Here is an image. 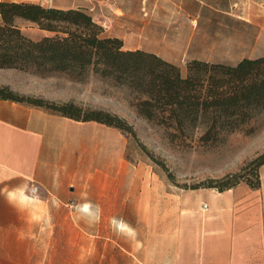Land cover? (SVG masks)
I'll use <instances>...</instances> for the list:
<instances>
[{"label":"rangeland","instance_id":"rangeland-1","mask_svg":"<svg viewBox=\"0 0 264 264\" xmlns=\"http://www.w3.org/2000/svg\"><path fill=\"white\" fill-rule=\"evenodd\" d=\"M80 5L104 28V36L119 38L123 26L136 27L141 50L163 51L159 56L183 75L195 59L236 65L264 56V0H83ZM16 24L36 41L49 34L22 19ZM20 76L8 87L19 98L103 111L124 120L135 134L120 130L126 146L125 214H102L105 209L90 204L39 217L31 264H178L170 260L182 254V228L175 220L174 239H166L167 196L173 194L177 206L187 191L257 182L260 170L253 162L264 154V114L252 123L253 133H233L213 147L187 148L137 115V96L127 86L92 70L81 80L34 71ZM149 180L157 187L158 206L140 213L146 195L139 186Z\"/></svg>","mask_w":264,"mask_h":264},{"label":"crops","instance_id":"crops-1","mask_svg":"<svg viewBox=\"0 0 264 264\" xmlns=\"http://www.w3.org/2000/svg\"><path fill=\"white\" fill-rule=\"evenodd\" d=\"M82 1L54 4L68 9L81 7ZM123 29L119 38L125 48L141 49L140 31ZM22 73L0 69V89L12 87L11 78ZM125 147V136L116 128L0 99V264H31L39 217L90 204L105 209L99 210L102 214H125ZM260 183L258 189L241 183L225 191H187L177 206L173 194L168 195L166 239H174L175 220L182 228V254L171 263L264 264V165ZM33 185L39 187L38 195L30 193ZM139 188L146 195L140 213L150 212L158 206L157 187L149 180Z\"/></svg>","mask_w":264,"mask_h":264},{"label":"trees","instance_id":"trees-1","mask_svg":"<svg viewBox=\"0 0 264 264\" xmlns=\"http://www.w3.org/2000/svg\"><path fill=\"white\" fill-rule=\"evenodd\" d=\"M0 9V69L67 74L74 80L92 70L134 92L137 115L165 129L169 140L179 146L213 147L233 133H253L252 123L264 114V56L244 58L236 65L195 59L183 75L177 65L155 53L127 50L122 39L104 36V28L83 8L2 2ZM17 19L49 34L33 40L16 24ZM0 99L29 103L76 121H94L135 135L119 117L103 111L83 112L74 103L25 100L8 87L0 89ZM253 164L260 170L264 154ZM247 184L258 189L260 173L256 183Z\"/></svg>","mask_w":264,"mask_h":264},{"label":"built area","instance_id":"built-area-1","mask_svg":"<svg viewBox=\"0 0 264 264\" xmlns=\"http://www.w3.org/2000/svg\"><path fill=\"white\" fill-rule=\"evenodd\" d=\"M55 0H41V5L46 7H52L54 5ZM2 3V0H0V4ZM0 16H1V9H0ZM39 187L37 185H33L30 189V193L33 195L39 194ZM207 208V206H205Z\"/></svg>","mask_w":264,"mask_h":264}]
</instances>
